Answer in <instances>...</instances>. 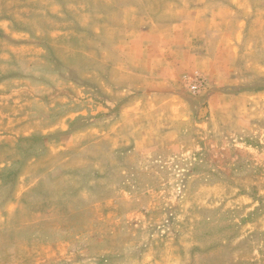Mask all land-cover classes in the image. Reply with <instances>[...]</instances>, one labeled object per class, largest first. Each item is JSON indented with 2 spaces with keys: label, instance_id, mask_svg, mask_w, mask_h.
Wrapping results in <instances>:
<instances>
[{
  "label": "rangeland",
  "instance_id": "obj_1",
  "mask_svg": "<svg viewBox=\"0 0 264 264\" xmlns=\"http://www.w3.org/2000/svg\"><path fill=\"white\" fill-rule=\"evenodd\" d=\"M174 1L0 0V264L50 255L38 228L68 264H264V0L175 73L114 67H160L167 37L128 41Z\"/></svg>",
  "mask_w": 264,
  "mask_h": 264
},
{
  "label": "crops",
  "instance_id": "obj_2",
  "mask_svg": "<svg viewBox=\"0 0 264 264\" xmlns=\"http://www.w3.org/2000/svg\"><path fill=\"white\" fill-rule=\"evenodd\" d=\"M213 2V0H200L199 3H196V0H175L174 3L176 9L171 13H168L165 10L161 11L160 9L158 12L153 10L142 12L143 15L141 16L140 23L135 25L141 31V37L130 39L128 41L130 47H134L137 52L138 43H142L141 38L145 31L149 35L151 33L163 34L168 38L163 46L160 44V47L162 46V48H164V53L167 54L166 56L164 55L165 59L159 60L160 67H158L155 60L154 63L151 64L149 60L144 61L145 59L128 60L123 58L115 63L114 67H125L126 64L131 67L135 73H139L140 75H150V73H153L154 78L161 79V76L164 73L166 75L169 73H175L178 62H180V59H185L187 53L194 58V62L196 60L199 61V54L195 51L194 46L192 45L195 39L200 38V41H204L207 46L215 45L217 43L220 47L226 34H235L236 37L229 39V42L237 44L240 42L241 36L245 33V24L248 20L247 9H244L243 5L238 3V0H233L232 4L235 5H232L230 10L226 9L227 6L225 4L217 6L212 4ZM221 10H228V14L224 16L220 13ZM221 18L223 19L221 20ZM189 42L190 44H188ZM183 43H185L184 46ZM39 45L40 43L38 46ZM168 51L171 52L169 53ZM207 55V53L202 54L200 52V61L207 60ZM145 56L149 58L151 55L149 56V52H146ZM128 62L130 63L127 64ZM106 66V61L99 62L98 64L99 70H105ZM33 244L38 245V248L43 247L51 251H55L59 248L58 243L38 244V242H34ZM51 251L50 255H48L49 252H47L46 254L42 253L43 255L38 257L40 260L39 264H44V262L45 264L64 263L59 256L54 257L55 255H52Z\"/></svg>",
  "mask_w": 264,
  "mask_h": 264
},
{
  "label": "trees",
  "instance_id": "obj_3",
  "mask_svg": "<svg viewBox=\"0 0 264 264\" xmlns=\"http://www.w3.org/2000/svg\"><path fill=\"white\" fill-rule=\"evenodd\" d=\"M23 222H20L19 225H14L13 227H10V229L12 230V235H14V237H17L18 239H22V236L24 237L25 235V230H27V228L31 227V226H27L28 224H23ZM27 223V222H26ZM40 226V224H38ZM40 230L41 228H38V244H52V243H65L69 241V236L66 237H56L54 239H46V238H42L40 236ZM62 264H68V263H62Z\"/></svg>",
  "mask_w": 264,
  "mask_h": 264
},
{
  "label": "built area",
  "instance_id": "obj_4",
  "mask_svg": "<svg viewBox=\"0 0 264 264\" xmlns=\"http://www.w3.org/2000/svg\"><path fill=\"white\" fill-rule=\"evenodd\" d=\"M203 81L200 78H196L194 81L191 82V88L193 90L200 89V86L202 85Z\"/></svg>",
  "mask_w": 264,
  "mask_h": 264
}]
</instances>
